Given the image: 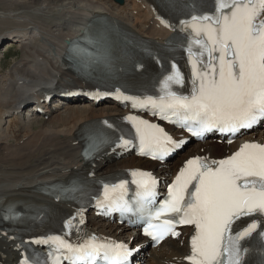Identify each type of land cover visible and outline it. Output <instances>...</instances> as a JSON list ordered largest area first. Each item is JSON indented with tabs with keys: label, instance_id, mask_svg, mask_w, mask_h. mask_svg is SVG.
<instances>
[{
	"label": "snow or ice",
	"instance_id": "1",
	"mask_svg": "<svg viewBox=\"0 0 264 264\" xmlns=\"http://www.w3.org/2000/svg\"><path fill=\"white\" fill-rule=\"evenodd\" d=\"M211 9L193 8L190 18L179 21V31L186 33L190 75L186 77L176 63L158 81V94L115 95L130 101L133 109L147 110L153 116L186 129L203 138L213 130L235 135L264 121V0H210ZM159 18V17H158ZM165 27L176 29L165 20ZM96 51L76 47L85 62L110 65L108 38L100 35L87 41ZM181 89H184L181 91ZM125 119L134 134L109 136L98 132L90 136L85 158L104 145L114 144L127 150L138 141V155L163 160L185 141L174 140L163 127L140 116ZM108 129L112 124L104 122ZM115 132V130H114ZM232 141L229 140V143ZM132 180L104 183L96 205L106 212L139 211L143 235L159 243L165 237H179V226H191L188 264H264V144L244 142L223 159L196 156L188 159L168 185L167 196L158 206L157 180L150 172L132 170ZM129 183L135 185L134 200L127 198ZM80 191L76 186L66 193ZM57 198H60L59 196ZM74 198V197H71ZM83 211L77 210L79 224ZM5 220L15 219L11 214ZM248 220L243 227L238 222ZM65 222L64 235H52L38 243L54 246L53 264H130L137 249L125 243L87 235L79 242L68 236L75 227ZM255 241V247H250ZM28 264V260L22 261Z\"/></svg>",
	"mask_w": 264,
	"mask_h": 264
},
{
	"label": "bare ground",
	"instance_id": "2",
	"mask_svg": "<svg viewBox=\"0 0 264 264\" xmlns=\"http://www.w3.org/2000/svg\"><path fill=\"white\" fill-rule=\"evenodd\" d=\"M95 11L121 18L145 35H166L137 0H0V43L8 44L7 48L16 45L21 50L18 60L6 70L0 69L3 82L0 92V264L18 262L3 213L18 204L36 203L33 192L40 189L38 182L63 176L83 164L79 156L80 138L89 120L122 114L110 106L73 105L51 113L37 129L33 128L34 122L28 121L34 131L31 136L22 129L27 122L16 114L22 105L36 101L42 89H49L66 78L61 45L77 34L79 25ZM253 137L248 140L264 141V136ZM9 139H13L12 144ZM244 140L229 147L205 142L190 154L206 158L223 156ZM182 160L160 170H151L164 178ZM143 161L131 157L117 160L115 154L108 151L95 161L94 169L98 174H108L119 169L138 168ZM113 227L101 228L99 232L114 237L118 230ZM187 255V236H179L152 250L147 264H185L183 259Z\"/></svg>",
	"mask_w": 264,
	"mask_h": 264
},
{
	"label": "rangeland",
	"instance_id": "3",
	"mask_svg": "<svg viewBox=\"0 0 264 264\" xmlns=\"http://www.w3.org/2000/svg\"><path fill=\"white\" fill-rule=\"evenodd\" d=\"M119 5V4H118ZM3 31H5L4 29H2ZM0 47H2V46H0ZM20 56H21V50H20V48H16V49H14V50H11L9 53H7L6 55H4V56H0V69L1 70H6L9 66H10V64L11 63H13L14 61H16V60H18L19 58H20ZM1 74H2V72H0V77H1ZM0 81H1V78H0ZM2 82V81H1ZM2 84V85H1ZM0 88H1V90H0V92L2 91V86H3V82L2 83H0ZM43 122H46L45 120H43V119H40L39 121H35L34 123V129H37L38 128V124L39 123H43ZM30 124H29V122H27V123H25L24 124V126H23V130H24V132H25V134H27V135H33V133H34V131L33 130H31L30 129ZM2 136H4V134L2 135ZM2 139V138H1ZM13 139H9V141L8 142H11ZM7 142V143H8ZM10 144H12V142L10 143ZM166 247V246H165ZM163 250H164V248H163Z\"/></svg>",
	"mask_w": 264,
	"mask_h": 264
}]
</instances>
